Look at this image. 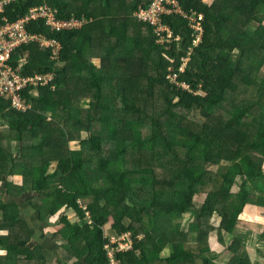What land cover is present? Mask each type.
Instances as JSON below:
<instances>
[{"label": "trees", "instance_id": "obj_1", "mask_svg": "<svg viewBox=\"0 0 264 264\" xmlns=\"http://www.w3.org/2000/svg\"><path fill=\"white\" fill-rule=\"evenodd\" d=\"M96 1L15 0L0 12L15 20L48 5L57 20H89L72 29L39 19L26 25L54 45L23 43L10 61L23 78L45 76L47 83L18 92L29 104L26 112L0 96V181L20 173L21 189L29 182L37 197L49 196L36 204L42 218L65 212L63 206L76 212L75 222L67 213L58 217V234L87 264H108L109 221L116 234L131 233L133 248L117 254L120 264H219L209 254L213 247L219 255L227 252L225 264H251L246 244L264 259V0H178L188 15L203 14V33L195 44L199 31L188 16L162 15L179 37L165 44L170 47L156 43L148 22L131 27L124 18L97 36ZM151 1L131 0L129 12ZM184 54L189 61L181 71ZM249 92L254 101L246 98ZM183 111H199L206 122H189ZM4 123L19 129L25 145L19 153H12ZM56 136L78 147L60 155L63 144L51 142ZM52 160L57 166L48 173ZM237 177L241 184L232 191ZM198 193L203 203L193 209ZM0 208V227L14 225L18 203L0 200ZM87 210L92 223L84 218ZM215 215L218 226L211 227ZM163 219L172 221L168 235L158 225ZM238 225L256 232L244 238ZM185 234L194 248L186 247Z\"/></svg>", "mask_w": 264, "mask_h": 264}, {"label": "crops", "instance_id": "obj_2", "mask_svg": "<svg viewBox=\"0 0 264 264\" xmlns=\"http://www.w3.org/2000/svg\"><path fill=\"white\" fill-rule=\"evenodd\" d=\"M108 1L111 11L116 12L119 15L117 17H111V21L124 18L125 20H123L122 24L126 22L125 24H131V27L138 24L137 20L129 15V11L131 10L130 6L131 4L133 5L135 0H132L131 4V0ZM142 1L145 2V0ZM48 120L51 121L50 118H48ZM54 123L56 122H49L52 126H54ZM1 127L5 132L9 133V136L12 138L10 143L12 153L14 151L15 153L22 151V146L25 145L24 142L20 143L19 129L15 133L9 128L7 123H4ZM24 127L27 129L26 126ZM29 135L30 134L27 133L23 135V138L28 139ZM15 160L16 164L19 163L16 156ZM55 165H57V162L52 160L48 173H53L55 171ZM29 185L30 183L28 182L24 186V189H21L23 187V175L20 173L7 177V180L0 181V200L7 203L17 202L19 206L17 210L18 220L14 225L0 227V264H87L83 257L78 258V256L68 251L64 246L67 239L58 234V231L61 228L57 225L58 217L62 213H67L68 219L71 222H75L79 218L76 212L70 209H65L63 206L60 208V211L66 210L65 212H57L54 215H47L45 218H42V211L37 209L36 204L49 202V196L45 197L44 200L40 199L37 197L36 190L28 188ZM4 216V211L0 208V221L3 220ZM108 224L112 223L109 221ZM104 232H108L111 235L116 234L111 226L107 231L106 227H104ZM2 239L4 242H2ZM114 245L117 247L115 258L118 264H120L117 254L119 252L130 250L133 246L130 247L128 242H121V244ZM245 247L250 251L251 263L261 262L263 258L259 256L254 257V248H252L251 245L246 244ZM104 250L106 251L109 264L110 257L108 249L104 247ZM217 255L219 256L217 260H222L224 262L227 260V253H222L221 255L216 253V256ZM150 263L165 264L158 261Z\"/></svg>", "mask_w": 264, "mask_h": 264}, {"label": "rangeland", "instance_id": "obj_3", "mask_svg": "<svg viewBox=\"0 0 264 264\" xmlns=\"http://www.w3.org/2000/svg\"><path fill=\"white\" fill-rule=\"evenodd\" d=\"M153 1V0H152ZM151 1V2H152ZM205 1V0H203ZM150 2V3H151ZM169 4H172L175 7L172 8V7H169L168 5ZM149 5V4H148ZM148 5L145 7L147 8ZM165 10L167 12L166 15H171L173 14L174 12L175 13H179L181 15H184V16H188L189 19L191 20L192 22V27L195 28V30L199 31V34L198 36L196 37L194 43L195 44H198L199 41L201 40V37H202V33H203V28L201 26L200 23H198L197 21L200 22V19L203 18V14L202 13H198L197 11H193L192 12V15H188L185 8L183 6H181L180 2L178 0H167L165 2ZM46 7H48V5H46ZM141 9H144V8H141ZM140 9V10H141ZM92 14L94 15V18H95V21H94V24L92 26V29L94 30V33L97 35V36H100L102 35V33H105V31L108 29L109 25H110V22H111V17H117L119 16L116 12H113L111 11L110 9V4H109V1L108 0H98L94 3L93 7H92ZM140 10L138 11H132L130 12V17H135L137 21H139L136 17V13L137 12H140ZM88 19L87 18H83L82 22H83V25L87 24L88 23ZM139 22H143V21H139ZM149 24H151L152 26H154L153 28V32L154 34H156V43H159V44H163L164 47H170L171 45H165L169 42H171L172 40H179V37H175L174 38V35L171 31V29L169 27H167L166 25H164V23L162 22V16L161 17H158L154 22H148ZM263 24H264V21H263ZM117 26H120V23L117 25ZM252 29H255V26L252 27ZM145 31V28L143 29ZM132 33H130L131 35ZM115 39H112V42H114ZM162 46V45H161ZM108 47V46H107ZM59 48L60 46H57L56 47V50H55V53L56 55H58V51H59ZM109 48V47H108ZM54 51V50H53ZM190 54V53H189ZM170 57V56H169ZM182 65L180 66V70L183 71L186 67V64L187 62L189 61V57L188 55L186 56L185 54L182 55ZM21 62H26L25 59L23 60H20V67H22V63ZM262 72L264 73V68L262 69ZM53 78L56 76L55 74H52ZM167 78H171V75L169 74L167 76ZM175 82V81H174ZM146 83V82H145ZM46 84V83H43V85ZM35 94V93H34ZM250 92L246 95V98L250 101H254V99H252L250 96ZM16 100H18L17 98H15ZM145 100H148V99H151L150 97H148L147 95L144 97ZM150 102V100L148 101ZM88 102H83V106L86 105ZM161 102H157V105H160ZM17 105V104H15ZM12 105L11 106H15ZM27 108H29V104L27 105L25 103V101H23L21 99V101L19 102V109H16L17 111L19 110V112H26ZM182 114L184 115H187V113L185 111L182 112ZM187 120L189 122H195V123H203V122H206L205 118H203V116L200 114L199 111H192L191 113H189L187 116ZM59 130L61 131V133H63L65 135V137L67 138L68 135H69V132L67 130V128L65 127H61L59 128ZM56 139L55 140H51L52 143H57V142H60L63 144V149H59V153L60 155H63L64 154V148H67V149H76L78 146H76L74 143H71L70 142H67V143H64L62 141H60V138L58 136L55 137ZM35 146H32V147H27V149H29L31 151V149L33 150ZM54 161V160H53ZM57 162V160H55ZM57 166V165H55ZM211 171H216L217 170V166H211L209 167ZM262 168L264 170V159H263V164H262ZM241 181H242V178L240 177H237L235 179V182L234 184L232 185V191H236L239 187V184H241ZM203 199H204V194L203 193H198L196 196H195V199H194V205H193V209H198L201 204L203 203ZM188 214V213H187ZM185 214L184 215V221H188V215ZM255 216L257 217H260V214L259 212L252 216L251 218L253 219ZM84 218H89L91 220V223H92V219H91V216H90V212L87 210L86 211V214H85V217ZM79 220V218L77 219V221ZM166 220H169L166 222ZM81 221V220H80ZM251 221V220H250ZM218 222H219V217L218 216H211L210 219H209V222L208 224L211 226V227H217L218 226ZM158 225H159V228L162 230V231H167L166 234L168 235L169 234V229L172 227V221L171 219H163V220H160L158 222ZM111 226V224H108L106 223V225L104 227H106V231L109 229V227ZM237 229H239V233L245 238L246 234L247 233H254L256 232V230L252 229V228H249L248 226H244V225H238ZM214 232H216L215 229H213ZM130 234L131 233H123V235H119V234H114V235H111L109 234L108 232L105 233V237L106 238H111V240L113 241H116V242H128L129 246L131 247L132 245V241H131V238H130ZM124 235L126 236V239H124ZM186 236L185 237V245L186 247H190V248H194V242L190 240V236L188 234H185ZM258 235V234H257ZM214 235L213 234H210L209 238H213ZM258 239V238H256ZM68 240V239H67ZM246 243V241L244 242ZM255 244H258V243H255ZM107 246H110V244H108ZM106 246V247H107ZM166 246V249L164 250L163 252V256H165V252L168 253V247L167 245ZM210 255H212V258L216 257L214 260H217V258H219V256L217 255L216 256V248L213 247L210 251H209ZM85 253V252H84ZM227 253V252H225ZM261 260V259H260ZM219 262V264H225L224 261L222 260H217ZM251 264H264V259L261 260V262H256V263H251Z\"/></svg>", "mask_w": 264, "mask_h": 264}, {"label": "built area", "instance_id": "obj_4", "mask_svg": "<svg viewBox=\"0 0 264 264\" xmlns=\"http://www.w3.org/2000/svg\"><path fill=\"white\" fill-rule=\"evenodd\" d=\"M14 1L15 0H0V12L5 9L7 4ZM166 1L167 0H153L149 3L147 8L144 7V9H141L140 12L136 13L137 19L143 22H154L158 17L166 15ZM168 6L174 9L176 7L172 4H169ZM37 19L46 20L48 25H52L57 29H72L73 27H80L83 24L82 20H57L53 12L46 6H36L31 8L28 15H23L15 20H12L5 15H0V96L9 100L13 103V105L17 104L12 106L15 110L19 109V102L21 101V98L19 97L18 92H20L23 87L28 84L36 86L37 84L47 83V78L45 76L35 75L33 77L23 78L20 71L15 70L10 64L14 52L22 46L23 43L38 42L44 46L54 45L46 37L39 36L34 33H28L26 30V25L29 24L30 20L34 21ZM197 22L199 23V21ZM53 48L55 53L56 47ZM183 85L187 87L185 83H183ZM124 238H126L125 235ZM130 238L132 240L131 235ZM108 244H110V246H107ZM114 244H121V242L111 240L106 244L110 257L109 264H118L115 258L117 247Z\"/></svg>", "mask_w": 264, "mask_h": 264}]
</instances>
